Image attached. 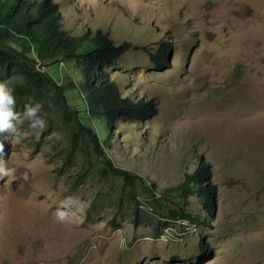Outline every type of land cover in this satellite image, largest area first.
<instances>
[{
  "label": "rangeland",
  "instance_id": "1",
  "mask_svg": "<svg viewBox=\"0 0 264 264\" xmlns=\"http://www.w3.org/2000/svg\"><path fill=\"white\" fill-rule=\"evenodd\" d=\"M55 1L73 36L101 30L114 45L139 47L110 78L122 95L152 100L155 114L123 123L106 156L143 179L140 208L153 201L146 186L156 191L164 218L137 214L131 185L101 176L80 138L70 156L68 128L41 109L48 126L38 140L24 120L5 141L6 165L28 178L0 179V264H264V0ZM162 44L172 48L170 65L157 70L150 55ZM70 75L63 65L56 78ZM199 157L213 166L218 208L203 214L189 196L184 210L195 225L170 211ZM69 195L81 207L61 222L53 213Z\"/></svg>",
  "mask_w": 264,
  "mask_h": 264
},
{
  "label": "trees",
  "instance_id": "2",
  "mask_svg": "<svg viewBox=\"0 0 264 264\" xmlns=\"http://www.w3.org/2000/svg\"><path fill=\"white\" fill-rule=\"evenodd\" d=\"M131 49L139 47L127 42L114 45L101 30L93 36H73L64 28L59 3L55 0H0V82L14 88L16 108L40 102L43 115L53 112L60 124L68 128L70 156L76 147L75 140L80 138V146L101 166V176L122 177L131 185L137 214L151 210L163 219L156 191L145 185L150 189L153 205L150 203L145 210L140 208L135 188L137 180L144 183L143 179L114 168L110 157L106 156L114 141H122L123 123L126 126L131 122L149 121L155 114L152 100L122 95L117 83L110 78L116 61ZM171 54L172 48L162 44L150 55L157 70L169 67ZM63 65L71 72L65 83L56 78ZM73 95L80 98L81 107L70 102L69 97ZM5 149L4 141L3 159L8 156ZM212 169V164L204 157L198 158L194 172L186 173L175 188L179 210L172 209L171 218L186 219L197 225L193 215L184 210L189 196L198 199L203 214L215 216L218 186L212 182ZM199 247V254L206 255L208 246L204 237Z\"/></svg>",
  "mask_w": 264,
  "mask_h": 264
},
{
  "label": "clouds",
  "instance_id": "3",
  "mask_svg": "<svg viewBox=\"0 0 264 264\" xmlns=\"http://www.w3.org/2000/svg\"><path fill=\"white\" fill-rule=\"evenodd\" d=\"M17 94L13 87L5 82H0V179L7 177V182L12 180H27V174L16 175L18 166L8 167L3 159L4 141H10L20 134V125L24 120L28 121V127L35 130V137L38 140L41 133L46 129L47 122L40 114L42 104L40 102H29L25 104L23 112L16 108ZM81 205L74 196H66L61 199L54 210L57 220L63 222Z\"/></svg>",
  "mask_w": 264,
  "mask_h": 264
}]
</instances>
